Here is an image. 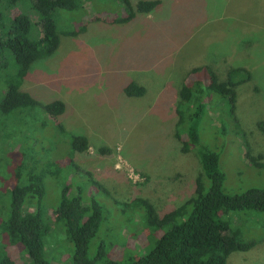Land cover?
Here are the masks:
<instances>
[{
  "label": "rangeland",
  "instance_id": "374dc122",
  "mask_svg": "<svg viewBox=\"0 0 264 264\" xmlns=\"http://www.w3.org/2000/svg\"><path fill=\"white\" fill-rule=\"evenodd\" d=\"M126 14L123 0H80L75 10H58L60 47L31 66L22 87L42 105L66 104L59 119L39 107L33 126L27 115L19 122L24 132L33 127L24 134L29 159L37 155L40 167L58 164L45 181L51 231L44 253L51 264H73L74 245L54 212L63 187L70 185L85 206L102 208L88 250L92 260L104 251L96 264L139 258L154 247L162 234L145 228L147 210L138 200L164 215L195 196L202 167L182 146L196 106L182 103L181 93L190 80L209 84L210 69L221 81L234 68L247 69L252 79L236 88L234 113L225 97L207 98L198 125L201 145L220 155L224 193L264 188V0H161L151 14L115 22ZM132 83L143 86L145 95L127 96ZM178 107L186 116L181 140ZM73 135L89 140L87 153H73ZM55 167L60 172L53 175ZM222 217L245 241L256 243L232 254L228 264H264V213L231 211ZM11 254L18 264H32L16 247Z\"/></svg>",
  "mask_w": 264,
  "mask_h": 264
},
{
  "label": "trees",
  "instance_id": "16d2710c",
  "mask_svg": "<svg viewBox=\"0 0 264 264\" xmlns=\"http://www.w3.org/2000/svg\"><path fill=\"white\" fill-rule=\"evenodd\" d=\"M123 3L127 16L115 19L116 23H130L139 15L153 13L161 5V0H123ZM79 4L80 0H0V78L4 77V85H0V264H18L11 254L13 247L32 264H51L44 253V238L51 231L44 203L45 181L58 164L53 165L50 161L48 163L53 166L46 163L40 167L43 161L37 155L29 159L31 156L23 151L24 134L33 131L37 108L41 107L45 115L59 119L66 112V104L55 100L42 105L22 87L31 66L53 56L60 47L62 33L56 12L75 10ZM79 33L78 30L70 34L76 36ZM12 61L15 62L14 70H10ZM224 79L221 81L210 69L209 84L202 81L204 79L190 80L185 82L181 93L182 103L196 106V112L184 131L186 138L182 146L183 153H195L202 167L195 196L164 215H159L149 201L139 199V205L147 210L145 228L162 236L155 239L154 247L144 256L106 260L105 264H228L232 254L248 252L256 246L255 242L245 241L239 230L232 229L222 214L242 210L264 213V188L250 189L241 195L224 193L226 176L220 169V155L201 145L198 133L207 98L212 94L225 97L234 113L236 88L251 81L252 75L245 68H234L226 72ZM125 93L129 97H142L146 89L132 83L126 87ZM177 113V127L180 129L177 137L181 140L186 116L180 107ZM26 115L32 126L28 125L24 132L22 129L26 127L19 122ZM260 128L264 131V124ZM71 143L73 153L84 154L91 147L84 136L73 135ZM58 171L55 167L52 174ZM206 180L209 182L207 192ZM95 185L100 188L98 183ZM71 189V185L64 186L61 191L60 203L54 210L56 222L65 223L69 240L74 245L73 264H96L97 260L104 259V251L100 250L97 259L92 260L88 257V250L99 231L102 208L98 203L85 206L81 193L73 195Z\"/></svg>",
  "mask_w": 264,
  "mask_h": 264
}]
</instances>
